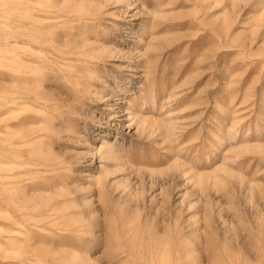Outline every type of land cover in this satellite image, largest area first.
<instances>
[{"label":"rangeland","instance_id":"rangeland-1","mask_svg":"<svg viewBox=\"0 0 264 264\" xmlns=\"http://www.w3.org/2000/svg\"><path fill=\"white\" fill-rule=\"evenodd\" d=\"M0 264H264V0H0Z\"/></svg>","mask_w":264,"mask_h":264}]
</instances>
